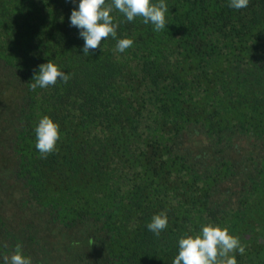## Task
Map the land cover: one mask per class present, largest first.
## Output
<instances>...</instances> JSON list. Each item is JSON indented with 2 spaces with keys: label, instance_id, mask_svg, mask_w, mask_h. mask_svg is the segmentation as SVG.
<instances>
[{
  "label": "trees",
  "instance_id": "1",
  "mask_svg": "<svg viewBox=\"0 0 264 264\" xmlns=\"http://www.w3.org/2000/svg\"><path fill=\"white\" fill-rule=\"evenodd\" d=\"M165 2L164 30L114 11L85 56L79 0H0V264L17 243L33 264H172L209 222L264 264V0ZM49 60L70 79L31 90ZM45 115L61 139L41 158Z\"/></svg>",
  "mask_w": 264,
  "mask_h": 264
},
{
  "label": "clouds",
  "instance_id": "2",
  "mask_svg": "<svg viewBox=\"0 0 264 264\" xmlns=\"http://www.w3.org/2000/svg\"><path fill=\"white\" fill-rule=\"evenodd\" d=\"M250 0H229V7L240 10L247 8ZM118 11L127 22L141 18L144 24L154 26V31L160 32L168 24L169 11L165 0H79V7L74 8L70 16L71 26L77 27L79 35L84 40L83 53L100 48L101 42L109 36L116 38L119 23L115 22L112 13ZM132 38H122L117 41L114 51L123 53L132 47ZM70 74H66L58 65L49 60L39 65V71L33 76L30 89L54 86L58 80L67 83ZM35 147L41 158L57 151V142L61 139L60 125L51 117L43 116L35 128ZM168 227L166 211L153 215L147 228L156 236ZM95 242H92V244ZM179 251L172 264H237L235 253L243 255L245 246L240 238L231 234L227 226L215 223L202 225L197 233L186 234L179 238ZM4 264H33L30 256L23 253L22 245L17 243L13 253L3 257Z\"/></svg>",
  "mask_w": 264,
  "mask_h": 264
},
{
  "label": "rangeland",
  "instance_id": "3",
  "mask_svg": "<svg viewBox=\"0 0 264 264\" xmlns=\"http://www.w3.org/2000/svg\"><path fill=\"white\" fill-rule=\"evenodd\" d=\"M261 232L264 234V229H263V230H261Z\"/></svg>",
  "mask_w": 264,
  "mask_h": 264
}]
</instances>
